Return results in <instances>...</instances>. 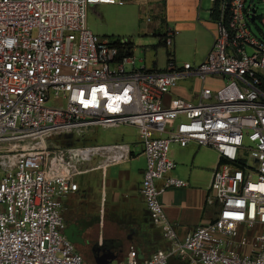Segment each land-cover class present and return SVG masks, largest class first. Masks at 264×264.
Returning a JSON list of instances; mask_svg holds the SVG:
<instances>
[{
    "label": "built area",
    "instance_id": "2783aa9c",
    "mask_svg": "<svg viewBox=\"0 0 264 264\" xmlns=\"http://www.w3.org/2000/svg\"><path fill=\"white\" fill-rule=\"evenodd\" d=\"M162 1L0 0V264H90L63 235L61 198L78 189L93 156L122 161L130 149L52 138L123 125L137 128L146 157L140 192L167 246L143 260L131 246L116 264H264V39L252 30L257 19L264 28V14L256 0H211L214 40L197 65L177 64L178 30L164 23L161 70L137 67L127 40L97 39L88 28L90 5ZM188 78L202 81L198 100L165 105ZM192 142L218 152L206 197L218 212L180 236L160 195L188 185L168 176L170 149Z\"/></svg>",
    "mask_w": 264,
    "mask_h": 264
},
{
    "label": "crops",
    "instance_id": "0c3cea01",
    "mask_svg": "<svg viewBox=\"0 0 264 264\" xmlns=\"http://www.w3.org/2000/svg\"><path fill=\"white\" fill-rule=\"evenodd\" d=\"M167 1L164 0V4L158 7L163 23L179 28L181 33L187 34L197 26H201L205 31L210 29L211 41L203 55L196 59V63H202L212 47L215 31L213 23L210 25L200 18L202 0H170V7L166 12L164 6ZM179 41L180 37L176 35L175 50L180 44ZM175 59L178 65L185 63L178 61L176 52ZM141 61L146 60L143 58ZM145 65L148 66V63ZM153 68L158 69L155 64ZM190 80L192 79L181 80L171 93L165 96V105H169L176 97L197 101L198 96L192 85L185 84V81ZM126 127L132 129L134 139L109 144H127L130 155L116 162L107 161L104 154L93 156L86 162L89 170L76 178L78 189L61 198L64 222L66 217L81 215H86L88 220H94L96 216L102 219L101 223L96 224L94 232L86 236L88 242L76 245L77 250L90 264H97L105 254L116 255L112 262L122 260L131 251V246L140 260L150 257L158 248L167 246L162 230L152 222L140 192L146 157L138 139L137 128ZM170 155L175 162V168L168 176L185 180L188 185L167 188L160 195V201L169 219L176 224L178 234L184 236L202 222L213 219L218 212L216 205L206 204V197L219 155L215 149L199 146L194 142L185 147L173 143ZM156 184L162 187L164 179H158Z\"/></svg>",
    "mask_w": 264,
    "mask_h": 264
},
{
    "label": "rangeland",
    "instance_id": "374dc122",
    "mask_svg": "<svg viewBox=\"0 0 264 264\" xmlns=\"http://www.w3.org/2000/svg\"><path fill=\"white\" fill-rule=\"evenodd\" d=\"M256 2L258 15L264 14V2L258 0ZM162 4H164L163 1L144 5L138 2H127L124 5H90L88 7L87 25L97 39L108 38L117 40L120 38L127 41L130 40L134 44L133 54L137 58V67L148 63V67L152 68L155 64L158 69H164L168 61V50L166 46L161 44L164 23L161 20L158 7ZM212 5L211 0H202L200 8V18L205 22H209L210 25L212 23L210 15ZM164 7L167 12L170 7V0L167 1V5L165 4ZM148 17H151L152 21L148 22ZM176 29L178 30L177 36L180 37V44L176 46V50L173 48L178 61L200 64L196 63V59L203 55L207 44L211 41L212 34L210 29L205 31L201 26H197L191 29L188 34L181 33L179 28ZM252 30L259 38L264 39V28L260 20L257 19L255 23H252ZM143 58L146 63L141 61ZM131 68L132 66H128V69ZM191 79L190 82L185 81V84L188 85L190 83L193 90L197 93L202 87V81L199 78ZM221 81L208 80L205 85L211 88H218L225 82L224 80ZM52 104L53 102L50 101L49 105ZM70 137L72 136L69 134L57 135L52 138V141L63 144V142L69 141ZM72 138L79 139L76 144L85 142L91 145H103L122 140L130 141L134 139V132L124 125L114 128L98 126L92 128L82 138ZM101 221L100 216L94 217V220H88L86 215L66 217L63 235L77 246L86 244L88 242L86 236L94 232L96 224L101 223ZM109 264L116 263L112 262ZM169 264H184V262L173 259Z\"/></svg>",
    "mask_w": 264,
    "mask_h": 264
},
{
    "label": "trees",
    "instance_id": "16d2710c",
    "mask_svg": "<svg viewBox=\"0 0 264 264\" xmlns=\"http://www.w3.org/2000/svg\"><path fill=\"white\" fill-rule=\"evenodd\" d=\"M161 35V34H160ZM162 36V35H161ZM119 40L120 39H117L116 42L119 43ZM161 44H163L162 40H161ZM127 45H128V48L130 50H132L133 48V43L131 41L128 40L127 42ZM79 141V139H74L72 137L69 138V141H66V142H63L64 145H68V144H74V145H77L76 143ZM82 142V141H81ZM82 144H86L85 142H82Z\"/></svg>",
    "mask_w": 264,
    "mask_h": 264
},
{
    "label": "water",
    "instance_id": "95a60500",
    "mask_svg": "<svg viewBox=\"0 0 264 264\" xmlns=\"http://www.w3.org/2000/svg\"><path fill=\"white\" fill-rule=\"evenodd\" d=\"M115 257H116L115 254H111V255L105 254L104 256H102L100 260H98L97 264H109L115 259Z\"/></svg>",
    "mask_w": 264,
    "mask_h": 264
},
{
    "label": "flooded vegetation",
    "instance_id": "af4514ba",
    "mask_svg": "<svg viewBox=\"0 0 264 264\" xmlns=\"http://www.w3.org/2000/svg\"><path fill=\"white\" fill-rule=\"evenodd\" d=\"M152 220V219H151ZM152 222H153V220H152ZM154 223V222H153Z\"/></svg>",
    "mask_w": 264,
    "mask_h": 264
}]
</instances>
